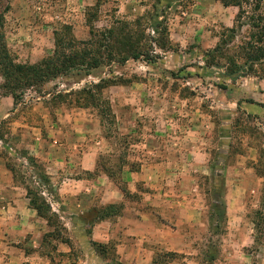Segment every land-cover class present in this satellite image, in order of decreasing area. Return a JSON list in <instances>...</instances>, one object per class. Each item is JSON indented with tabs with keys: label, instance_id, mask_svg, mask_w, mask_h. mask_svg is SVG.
<instances>
[{
	"label": "rangeland",
	"instance_id": "rangeland-1",
	"mask_svg": "<svg viewBox=\"0 0 264 264\" xmlns=\"http://www.w3.org/2000/svg\"><path fill=\"white\" fill-rule=\"evenodd\" d=\"M242 4L238 18L222 0H0V34L20 63L51 56L56 35L81 47L90 7L94 28L121 21L139 37L157 36L158 22L167 28L154 62L76 69L25 89L17 103L0 87V178L11 175L9 185L41 199L54 264H198L210 256L205 264H264V221L254 238V212L264 206V35L249 18L255 0ZM91 84L101 87L75 94ZM88 154L94 168L86 171ZM80 178L96 208L109 183L145 196L163 243L143 261H118L113 246L107 261L96 258L93 240L65 225L79 222L77 202L58 195Z\"/></svg>",
	"mask_w": 264,
	"mask_h": 264
},
{
	"label": "crops",
	"instance_id": "crops-1",
	"mask_svg": "<svg viewBox=\"0 0 264 264\" xmlns=\"http://www.w3.org/2000/svg\"><path fill=\"white\" fill-rule=\"evenodd\" d=\"M91 160L89 154L85 156L84 162H88V165L83 163L84 170L94 168V161ZM126 172L130 178L139 175L133 171ZM12 180L11 175L0 178V183H3L0 185V264H54L53 248L49 241L52 239L49 233L53 227L29 206L26 194L21 193L17 186L9 185ZM135 181L136 178L129 184L133 191L136 188ZM86 182L84 178L76 179L68 186H61L58 195L77 202L79 222H75L73 217L65 225L69 230L80 232L82 238L93 240L91 244L96 258L107 261V251L113 246L121 250V253L118 252V261H143V257L149 255L150 247L163 243V227L146 207L151 205L150 201L146 202L145 196L142 202L133 199L112 183L106 187L104 196L98 198V203L103 206L120 203L118 211L91 224L85 222L82 215L97 204L96 196ZM94 242L103 246L102 253L95 249ZM62 249L65 252L71 250L69 245Z\"/></svg>",
	"mask_w": 264,
	"mask_h": 264
},
{
	"label": "trees",
	"instance_id": "trees-1",
	"mask_svg": "<svg viewBox=\"0 0 264 264\" xmlns=\"http://www.w3.org/2000/svg\"><path fill=\"white\" fill-rule=\"evenodd\" d=\"M222 3L226 6H236L238 8L236 17L238 18L247 12L242 4V0H222ZM253 7V14L249 18L252 21L251 23H256L253 24L257 28L256 33L264 35V0H255ZM87 9L86 21L90 25V39L81 42L83 44L81 47H76L73 38L66 40V38L56 35L53 54L35 63H20L15 61L5 44L3 34H0V76L3 80L0 87L14 99L15 103L19 101L25 89L40 86L53 78L69 74L73 70L78 69L89 72L106 62L123 63L129 58L138 59L144 57L147 62H154L155 58L158 57L155 47L165 49L167 28L161 26L160 22L156 24V28L158 29L157 36L152 37L147 35L144 37L141 34L139 37L132 31H129L128 27H126L127 24L121 21L117 22V24L121 23V26L112 25L104 29L94 28L91 25V21L96 17L97 11L94 7ZM139 20L140 18H137V22ZM234 29L231 28V31H234ZM146 39L152 42H148L147 44L142 42ZM143 47L150 49L151 52L142 50ZM100 87L101 85L99 84H91L87 89L76 91L75 94L81 96V94L88 93V95H92V92L98 91ZM123 192L126 193L125 190ZM26 196L29 199V206L35 209L38 215L44 217L49 224L50 217L46 216L41 199L35 195H31L29 190ZM119 208L120 206L117 208L116 204H108L101 208L94 206L82 217L85 222L91 224L113 211H118ZM263 208L261 207L254 212L255 217L258 218L256 222L254 221L256 230L255 239L262 236ZM93 245L98 252L102 253L104 251L101 244L94 242ZM167 254L170 256L173 252H167ZM162 257L164 256L154 257V263ZM213 259L214 256H210L208 260L202 259L198 264L210 263Z\"/></svg>",
	"mask_w": 264,
	"mask_h": 264
}]
</instances>
